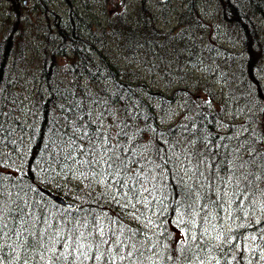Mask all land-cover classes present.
Instances as JSON below:
<instances>
[{
    "label": "trees",
    "instance_id": "trees-1",
    "mask_svg": "<svg viewBox=\"0 0 264 264\" xmlns=\"http://www.w3.org/2000/svg\"><path fill=\"white\" fill-rule=\"evenodd\" d=\"M40 1L43 7H47V4ZM214 1L220 18V20L216 18L219 25L226 27L228 31L232 29L238 31L236 36L238 43L245 50L237 59H232L229 51L223 56L224 58L218 59L217 56L214 58L219 71H222L224 89L229 94L228 98L230 97V104L224 110L230 111L231 117L242 114L241 116L246 118L243 127L256 126L264 119V115L260 113L261 105L264 103V89L262 90L263 86L258 80L252 84L250 90V80L262 73L260 66L264 63V60L262 63L257 60L264 58V0ZM8 2L13 17L5 21L6 15L0 16V164L4 167L12 166L17 154L22 150L25 157L21 170L16 171L12 168L8 171L0 170L3 173V177H0V187L6 192H11L13 200L19 194L22 200L33 205L37 215L42 209L44 215L53 222L60 217L80 218L90 212L120 216L121 209L102 197L100 195L102 191L95 189L84 191L76 208H66L53 202L41 189L46 187L48 182L45 180L46 176L37 177L36 166L41 167L44 164V172L53 166L51 172L54 173L59 169H65L66 166L70 167L72 161L65 158L82 155L74 152L70 147L73 141L76 145L82 144L87 148L90 137L97 145L101 143L94 135L97 130L111 137L109 124L105 123L107 115L110 117V114H116L120 117V128L116 127L114 135L119 138L123 135L120 138L122 143L128 141L127 135L130 130H135L136 133L133 132L135 139L137 142H142L139 138L143 131L153 125L156 131L153 130L151 138L146 141L147 151L143 150L140 156L135 155L136 162L130 165L133 173L138 167L143 166L149 170V175L158 176L154 181L155 190L152 192L155 197L156 193L158 198L150 205H155L157 216L160 215L161 218L159 216L160 219L155 223L157 228L155 227L154 230L145 228L144 231L150 241L149 249L156 246L154 251L156 250L159 256H153L149 264H186L184 261L186 253L181 251L182 248H187V243H182L189 240L186 233L191 229L199 235L202 229L208 228L209 225L202 224L200 216L195 217L194 225L189 223L193 217L189 214L185 202L184 193L187 191V186H190L194 193L199 192L200 204L205 203V193L212 199L219 196L222 191L219 180L212 182L209 169L200 161L206 158L210 163H218L221 157L234 160L235 157L230 149H235L237 140L248 135L243 132V127L242 132L238 134L239 137L237 134H231L229 125L233 124L228 119L229 114L220 115L216 108H211L206 101L193 95V93L199 95L202 88L206 90L210 88L204 83L202 88L197 87L200 83L198 81L200 74H191L189 61L214 56L212 44L201 32L207 22L198 18V1L189 0L188 5L179 15L177 30L160 29L158 27L160 24L155 23L154 12L141 1L133 18H128L125 11L116 10L110 14L105 22L108 33L100 27L95 30L83 24L84 18L74 9L69 12V18L64 20L63 26L50 24L54 15L58 13L50 7L46 14L39 16L41 24L31 28L27 26L28 17L24 10L28 6L25 0H8ZM196 2L198 5L195 6ZM44 11L43 8V13ZM75 12L81 18L79 22L76 21ZM72 15L75 21L71 22ZM21 32L33 37L28 45L32 48L30 61L22 46ZM62 36L66 39H62ZM203 45L204 50L208 45L205 52L202 49ZM100 48L105 49L107 55ZM52 57L57 58L52 60ZM63 57L69 58L71 62L63 64ZM102 58L106 59L102 60ZM32 59L35 62L38 60L39 65H42L39 69L41 77L39 76V82H37L38 78L36 79L37 90L32 101L35 111L39 114L34 126L31 123L29 125V121H26L28 122L26 125L22 123L20 106L16 102L20 97L18 87L24 83V78L28 77L25 76L28 73L27 64L30 63L31 66ZM48 63L54 64L50 70ZM20 72L25 77H21ZM152 83L158 89H154ZM157 83H162V87ZM13 87L17 88L16 92L12 91ZM177 91L182 92L176 100L181 101V107L187 114L186 119L171 124L162 132L157 121L158 113L164 115L168 105L167 109H172V100H168V96L172 93L179 94ZM152 96L156 98L153 99ZM94 118L100 120L96 123ZM206 125H211L213 130L206 131ZM22 127L27 129L25 142L22 137ZM7 129L9 131H6ZM84 133L88 135L85 136ZM133 133L131 131V134ZM205 137L211 141V146L219 153L218 155L213 156L204 146ZM220 137H232V139L220 140ZM109 140L112 143L111 139ZM193 140L196 141L194 145L191 144ZM26 144L28 149H25ZM218 144L229 145V148L217 147ZM123 146L127 148L126 145ZM16 150L18 153L14 156L13 152ZM198 151L203 152V156H197ZM186 156H190L192 164L185 159ZM50 158L51 162L48 163ZM197 166L198 171L203 172L207 180L199 175H193ZM189 169L192 173L190 176L185 172ZM227 174V170L222 168L218 176ZM140 183L142 184L143 181ZM148 185L152 186L151 183ZM72 187L74 188L75 185L73 184ZM64 188L65 184L61 183L58 188H52V191L70 199L72 191ZM80 191H83V187ZM236 200L237 197L232 196L233 203L230 207L234 216L232 224L225 227L220 219L216 221L215 226L219 229L222 226L225 231L231 228V237H238L231 240V243L237 246L231 251L237 256L243 254L242 264H249V259L251 264H264V261L259 259L261 251L264 250V239L260 236L264 223L249 225L250 219L245 217L250 207L248 202L245 201L238 206ZM142 205L138 204L137 208ZM11 206H14L12 200L6 199L5 209ZM238 207H242L243 211H237ZM214 210L223 215V212L213 207L211 216L215 215ZM203 214L200 213L201 216ZM262 218L264 216L251 220ZM123 220L133 228L143 227L140 222L128 219L126 214L123 215ZM252 236L256 239L253 240ZM139 238L143 239V236ZM229 248V245H225L226 250ZM5 252L7 253V249ZM213 255L220 260V264H224L225 258L219 252ZM168 256L177 259L166 260ZM227 259L230 264H236L231 255Z\"/></svg>",
    "mask_w": 264,
    "mask_h": 264
},
{
    "label": "snow or ice",
    "instance_id": "snow-or-ice-1",
    "mask_svg": "<svg viewBox=\"0 0 264 264\" xmlns=\"http://www.w3.org/2000/svg\"><path fill=\"white\" fill-rule=\"evenodd\" d=\"M260 113L264 115V107L260 108ZM242 130L248 135L237 140L235 149H230L234 160L221 157L218 163H210L206 158L200 161L209 169L212 182L219 180L222 191L215 199L205 193V203L200 204L199 192L194 193L193 189L187 186L184 195L189 214L193 217L189 221L190 224L194 225L195 217L200 216L202 224L211 225V220L216 218L211 216L213 207L224 213V216L220 217L222 222L225 216L228 220L234 219L233 213L228 210L233 203L228 199L229 193L237 197L235 203L238 206L247 201L255 209L259 204L264 213V132H259L251 125L244 126ZM94 135L100 139L99 145L94 143L91 137L87 148L82 144L76 145L75 141L70 144L74 152L82 155L65 158L72 161L69 171L72 173V179L89 180L90 184L102 186L100 195L119 207L121 215L108 216L107 213L99 215L90 212L80 218L60 217L53 222L44 215L42 209L37 215L33 205L22 200L19 194L13 200L12 193L0 187V264H149L152 257L158 255L154 251L156 246L149 249L150 241L144 231L145 228L151 227L152 219L137 208L138 204H143L146 212L148 206L156 200L155 196L150 200L145 194L151 195L155 190L153 182L158 176L149 175V170L143 166L133 173L130 165L136 162V154L131 147L125 148L121 144L114 146L99 130ZM225 139L232 137H220V140ZM191 144H196V141H191ZM204 146L213 156L219 154L207 137L204 138ZM217 147L227 149L229 145L218 144ZM244 153H247L246 157ZM196 154L203 156L200 151ZM185 159L190 163V156ZM236 160L239 162H235ZM222 168L226 169L228 174L218 176ZM193 175L208 179L204 177L203 172L198 171V166ZM0 177H3L2 172ZM141 181L144 184L151 183L152 186L145 187ZM6 199L12 200L14 206L5 209ZM179 203L178 201L177 204ZM226 204L228 208H225ZM205 209L208 211L205 212ZM237 211H243V208L238 207ZM201 212L204 213L202 216ZM124 214L128 219L140 222L143 227L133 228L124 223ZM252 223L260 225L264 223V218L254 221L250 219L249 225ZM186 235L189 240L182 243H187V248L181 249L186 253V264H220V260L213 255L216 252L225 258L224 264H230L227 259L229 255L236 264H242L243 254L237 256L231 251L237 247L231 240L238 238L231 237V228L225 231L221 226L218 230L215 225H211V231L205 227L197 235L190 229ZM141 236L143 239L139 238ZM260 236L264 239V228L261 229ZM251 238L256 239L255 236ZM225 245L230 248L226 250ZM166 259L172 261L177 258L168 256ZM259 259L264 261V250L261 251Z\"/></svg>",
    "mask_w": 264,
    "mask_h": 264
},
{
    "label": "rangeland",
    "instance_id": "rangeland-1",
    "mask_svg": "<svg viewBox=\"0 0 264 264\" xmlns=\"http://www.w3.org/2000/svg\"><path fill=\"white\" fill-rule=\"evenodd\" d=\"M45 1L47 2V7L44 6V9H45L44 14H46L49 11L48 10L49 7L59 13V15L58 13L54 15V18L50 24H60V26H63L65 24L64 20L66 18L68 19L69 12L74 9V11H77L78 13H80L79 15L81 16L83 15L82 17L84 19L82 23L88 27L94 28L95 30H97L99 27L102 29H105L106 28L105 22L107 21L109 15L114 13L116 10L117 12L125 11L126 15H128V18L135 17L134 12L137 10L139 3L142 1L143 4H145L148 7L149 10L151 9L154 12L155 23L160 24V26L158 27H160V29H165L166 31H174L179 28V15L186 8V5H188V2H189V0H164V1H161V0H64V1L63 0H45ZM197 1L199 5L196 2L195 6L196 5L199 6L198 18H202V19L204 18L205 20L204 19L203 20L207 22L206 27L203 28V31L201 32H203L205 37H208L207 41L210 44H212L211 46L214 49V56L210 58L203 57V58H198L195 61H189L190 62L189 66L191 67L190 69L191 74L192 75L200 74V77L198 78V81H200V83L197 87L202 88L203 83H204L208 86V88H210V90H206L202 88L199 95H197L196 93H193V95L200 98L202 101H206V103L209 104L211 108H216L220 112V115H227L230 113V111L224 110V109L230 104V97L228 98L229 94L224 89L225 87H224L223 79H222V71L221 72L219 71L218 65L216 66V60L214 58L215 56H217L218 59L224 58L223 56L227 53V51H229L231 58L236 59L239 57L238 54H240L244 50L241 49L242 46L240 45V43H238L239 40L236 37L238 35L237 32H235L233 29L228 31V29H225L226 27L223 29H220L222 28V26H220L217 21V19L220 20V18L218 15L215 1L214 0H201V1L197 0ZM40 4H41L40 0H29L26 3L29 9L34 7L36 12H38L40 8H43ZM8 6H9L8 0H0V16L3 14V10L7 9ZM80 9L82 12H80ZM205 9H206V12H205ZM40 15H43V14L40 13ZM75 15H76V21L79 22L80 20L78 21V19L80 18L77 16L78 14L76 12H75ZM205 15H207L208 17L207 16L205 17ZM59 16H61L62 18ZM71 20L75 21L74 15H72ZM62 39L65 40L66 38L62 36ZM206 48H208V45L206 46ZM206 48L205 50H207ZM100 49L101 51L104 52L105 55H107L106 54L107 51L105 49L103 48H100ZM202 49H203V52H205L204 45L202 46ZM53 56H56V55H53ZM56 58L57 57H52V60H55ZM105 59L106 58L104 59L102 58V60H105ZM257 60L258 61L260 60L262 63L264 58H259ZM67 62L70 63L71 60L69 58L63 57L62 63L65 64ZM52 65L54 64L48 63L49 70L52 69ZM40 66L42 65L41 64L39 65L38 60L37 62L33 61L31 66L28 65V73L25 75L28 77L24 78V83H22L20 87H18L19 89L18 94L20 97H18L16 102H17V105L20 106L19 111H21V114H22L20 120L22 121V123L24 122L25 125L28 123V122L26 123V121H29V125L31 123L32 126H34L39 117L38 111H35V107L32 105L33 104L32 101H33V96L37 90L36 83L39 82V76L41 77V74L39 71V69L41 68ZM260 68L263 74L262 73H261L262 75L258 74L256 78L252 77L253 82L250 80V90L252 88V84L258 80L261 81L262 86H264V63L261 64ZM20 75L21 77H25L21 74V72H20ZM37 78H38V81L36 82ZM158 79L160 80L161 77ZM234 80L236 81V78H234ZM157 84L159 87H162V83H157ZM152 85L154 89H158V87L154 83H152ZM16 90L17 88L15 87L12 88L13 92H16ZM177 92H179V94L173 95L172 93V95L168 96V100L170 99L172 100V109L171 110L167 109L169 107L168 105L164 115L158 113L159 119L157 121L160 125L159 129L162 132L167 130L168 126H170L171 124H174V123H177V122H180L186 119L187 114H186V111L184 112L181 107V101L179 102V99L176 100L177 97L182 92L181 91H177ZM185 92L186 91H183V93ZM245 92L247 91L245 90ZM152 98L155 99L156 97L152 96ZM261 106L264 107V103ZM16 114L18 115L17 112ZM236 116L234 118V117H231V114L228 115V119L233 124V125H230V133L234 135L237 133L240 134V132H242L241 130L242 125L245 124V122L243 123V121L245 120L243 116H241L240 114H236ZM238 116L240 119L238 118ZM26 118L27 120H25ZM105 118H107L105 123L109 124L110 132H111V137L110 136H107V137L111 139L114 146L117 144L126 145L127 148L132 146L131 148L134 150L136 156H140L139 155L140 153L142 155L143 150L147 151V147L145 146L147 144L146 141L151 138L152 131L153 130L156 131L155 126L151 125L150 129L143 131V134L139 138V140H141L142 142H137V140L135 139L136 138L135 134L133 133V132L136 133V131L130 130L127 135L128 141H124L122 143V140L120 138L123 137V135H121L120 138L119 136L114 135L116 127L120 128V125H119V123L121 122L119 119L120 117L116 114H110V117L109 115H107ZM223 121H226V120H223ZM262 122H264V119H262ZM262 122H258L256 126H252V127L257 128L259 132H264V123ZM8 126L9 125H7L6 128H8ZM205 130L212 131L213 128L211 125H206ZM6 131H9V130L7 129ZM131 131L133 134H131ZM19 133L21 134V132ZM22 137L25 142V140L27 139V129L25 127H22ZM25 149H28L27 144L25 145ZM17 153H18L17 150L14 151L13 152L14 156ZM21 155L23 158H21ZM246 155L247 154L245 153L244 156ZM16 157L17 158L13 162L12 166L9 165V167H4L3 164H0V170L8 171L9 168H12L16 171L21 170V167L24 162V157H25L23 150L20 151ZM10 163H12V161ZM69 168L59 169L55 173L54 172L49 173L45 177L46 182H48V185L46 187L52 190V188H58L61 183H64L65 184L64 189L72 191L70 200L75 201V202L81 201L82 194L86 190L94 189V188L100 191L103 190L102 186H99L95 183L90 184L89 180L72 179V173L69 171ZM185 172H187L186 174L190 176V173H191L190 169L189 171L186 170ZM73 184L75 185L74 188L72 187ZM88 184H90V186L85 187V185H88ZM142 184H144V182ZM80 186L83 187V191H80L81 190ZM144 186L149 187L148 184H144ZM155 195H156V200H157L158 198L157 194L155 193ZM152 196L154 195L153 194L148 195L149 199H151ZM228 199L231 200L230 194L228 196ZM138 208L140 209L141 212H144L146 216H149L152 219V225L150 228H147V229L154 230L155 227L157 228L155 223L156 221H158V219L161 218V216L160 215L157 216L155 205L154 204L153 206L149 205L148 211L146 212H145L144 205L139 206ZM228 210L231 211V208H228ZM214 212L217 215H221L220 213L217 212V210H214ZM246 213L248 214V216H252L253 218H259V217L264 216V213H262V210L259 204L256 205L255 209H253L250 206ZM222 216H224V214ZM246 216L247 215L245 214V217ZM233 220L234 219L228 220L227 217L225 216L223 219V222L221 221V223L225 225V227H228L230 224H232ZM217 229L219 230V228ZM210 231H211V228H210ZM214 234L215 233H213V235Z\"/></svg>",
    "mask_w": 264,
    "mask_h": 264
},
{
    "label": "bare ground",
    "instance_id": "bare-ground-1",
    "mask_svg": "<svg viewBox=\"0 0 264 264\" xmlns=\"http://www.w3.org/2000/svg\"><path fill=\"white\" fill-rule=\"evenodd\" d=\"M45 4H47V2L45 1V0H42ZM64 1V0H63ZM24 3V2H23ZM68 3V2H67ZM80 3V2H79ZM41 4H42V2H41ZM40 4V5H41ZM42 6V5H41ZM102 6H103V4H102ZM101 6V7H102ZM43 7V6H42ZM83 7V6H82ZM100 7V8H101ZM140 7V6H139ZM44 8V7H43ZM43 8H40L39 10H38V12H36L35 11V8L33 7V8H27V9H25L24 11H25V14H26V16L28 17L27 19H28V25L27 26H29V27H31V28H34V26H38L39 24H41V22H40V20H41V17H39V16H42V15H40V13H42V14H44L43 13ZM77 8V7H76ZM79 9V8H78ZM201 11V10H200ZM27 12V13H26ZM29 12V13H28ZM80 12H82L81 11V9H80ZM205 12H206V9H205ZM56 13V12H55ZM210 13V12H209ZM217 13V12H216ZM3 14H5L6 15V18L4 19L5 21H8L10 18H12L13 17V12L11 11V9H10V7L8 6L7 7V9H4L3 10ZM52 14V13H51ZM80 14V13H79ZM204 14V13H203ZM75 15V14H74ZM193 15V14H192ZM208 15V14H207ZM207 15H205V17L207 16ZM225 15V14H224ZM58 16V15H57ZM76 16V15H75ZM81 16V15H80ZM83 16V15H82ZM194 16V15H193ZM203 16V15H202ZM59 17H61V16H59ZM66 17V16H65ZM64 17V18H65ZM188 17V16H187ZM208 17V16H207ZM62 18V17H61ZM69 18V17H68ZM80 18V17H79ZM81 19V18H80ZM80 19H78V21L80 20ZM204 19V18H203ZM208 19V18H207ZM205 20V19H204ZM211 20V19H210ZM187 21V20H186ZM191 21H193V20H191ZM208 21V20H207ZM71 22H72V20H71ZM5 24H7L6 22H5ZM72 24V23H71ZM74 24V23H73ZM212 24V23H211ZM20 26V28H21V25H19ZM213 26V25H212ZM219 26V25H218ZM217 26V27H218ZM79 29H81V28H79ZM220 29H223V27L222 28H220ZM227 29V28H226ZM37 29H35V31H36ZM203 30V29H202ZM213 30V29H212ZM105 31H106V33H108V29H107V26H106V28H105ZM224 32V31H223ZM226 32V31H225ZM238 32V31H237ZM21 34H22V32H21ZM223 34V33H222ZM237 34V33H236ZM23 35V41H22V46L25 48V52H26V54H27V59H28V61H30V57H31V54H32V48L30 47V46H28L29 45V41H31L32 39H33V37L32 36H30V35H26V34H22ZM24 42V43H23ZM233 43V42H232ZM226 45V44H225ZM232 46H234V45H232ZM240 46V45H239ZM226 47V46H225ZM236 47V46H235ZM244 47V46H243ZM228 48V47H227ZM241 49H243V48H241ZM236 50V49H235ZM245 51V50H244ZM243 51V52H244ZM236 53V52H235ZM234 54V53H233ZM239 55V54H238ZM110 56L112 57V55L110 54ZM233 56V55H232ZM244 56V55H243ZM234 57V56H233ZM239 57H240V55H239ZM233 59V58H232ZM237 59V58H236ZM32 61H33V59H32ZM239 61V60H238ZM237 63V62H236ZM30 63H28L27 65H29ZM234 64V63H233ZM232 65V64H231ZM235 65V64H234ZM243 67H245V66H243ZM245 69V68H244ZM241 71V70H240ZM241 73H243V72H241ZM263 74V73H262ZM261 74V75H262ZM100 75V74H99ZM98 75V76H99ZM97 76V77H98ZM4 77V76H3ZM9 77V76H8ZM102 77V76H101ZM263 77V76H262ZM99 78V77H98ZM97 78V79H98ZM103 79V78H102ZM101 79V80H102ZM1 80V79H0ZM7 80H9V79H7ZM99 80V79H98ZM45 82V81H44ZM100 84H102V83H100ZM260 84V83H259ZM259 86V85H258ZM264 89V86H263V88H262V90ZM70 95V94H69ZM256 95V94H255ZM258 97V96H257ZM249 97H247V99H248ZM258 99V98H257ZM252 100V99H251ZM250 101V100H249ZM253 102H255V99L253 100ZM243 106H245V105H243ZM243 106H241V107H243ZM249 106V105H248ZM209 108V107H208ZM221 108V107H220ZM250 109H251V106H250ZM241 110V109H240ZM242 110H244V109H242ZM237 111H239V109L237 110ZM245 113V112H244ZM225 114H227V113H225ZM230 114V113H229ZM233 114V113H232ZM242 115V114H241ZM218 116H219V114H218ZM225 116V115H224ZM228 116V115H227ZM237 117V116H236ZM222 118V117H221ZM234 118H235V116H234ZM238 118H239V116H238ZM245 118V117H244ZM223 119V118H222ZM240 119V118H239ZM100 119H97V118H94V122H98ZM233 120V119H232ZM245 120H246V118H245ZM244 120V121H245ZM230 122V121H229ZM237 122V121H236ZM234 123V122H233ZM244 123V122H243ZM225 125V124H224ZM242 125V124H241ZM240 125V126H241ZM245 125V124H244ZM230 126V125H229ZM228 126V127H229ZM252 126V125H251ZM243 127V126H242ZM227 128V127H226ZM236 128H237V126H236ZM58 131V130H57ZM37 133V132H36ZM235 133H236V131H235ZM238 134V133H237ZM236 135V134H235ZM238 136V135H237ZM234 137V136H233ZM239 137V136H238ZM170 138V137H169ZM44 139V138H43ZM169 140V139H168ZM39 162V161H38ZM51 162V158L49 159V162L48 163H50ZM36 163H37V161H36ZM45 163V162H44ZM43 166H41V167H38V165L36 166V168H37V170H38V172H37V177H45V176H47L52 170H53V166H50V168H48V169H46V172H44L43 170H44V164H42ZM51 165V164H50ZM47 164H46V168H47ZM67 168H69V166H66L65 167V169H67ZM14 183V182H13ZM200 183V182H199ZM42 189V191L45 193V195L46 196H48L53 202H55V200L53 199V197L49 194V193H47L46 191H50V189L49 188H47V187H42L41 188ZM95 190H98V189H96V188H94ZM100 191V190H99ZM101 191H103V190H101ZM53 194H55L56 192H52ZM51 193V194H52ZM57 194V193H56ZM230 194V193H229ZM231 200H232V196H231ZM31 203V202H30ZM40 203V202H39ZM56 203V202H55ZM171 203V202H170ZM93 205V204H92ZM244 206V205H243ZM91 207V206H90ZM165 208V207H164ZM226 208H228V205L226 204ZM242 208V207H241ZM176 210V209H175ZM95 211H96V209H95ZM59 213V212H58ZM166 213V212H165ZM224 214V213H223ZM79 215V214H78ZM82 216V215H81ZM222 215H217V214H212V217H216L215 219H212L211 220V225H215V223H216V221L217 220H220V217H221ZM70 217V216H69ZM251 218H253L252 216H246V219H251ZM211 225L209 224L208 225V228H211ZM210 230V229H209ZM146 231V230H145ZM148 236V235H147ZM151 239V238H150ZM165 242V241H164ZM158 250V249H157ZM156 251V250H155ZM159 251V250H158ZM159 256V255H158ZM165 258V257H164ZM161 259V258H160ZM167 260V259H166ZM156 262V261H155ZM166 263V262H165ZM181 263V262H180ZM249 263V262H248ZM153 264V263H152ZM170 264V263H169Z\"/></svg>",
    "mask_w": 264,
    "mask_h": 264
},
{
    "label": "water",
    "instance_id": "water-1",
    "mask_svg": "<svg viewBox=\"0 0 264 264\" xmlns=\"http://www.w3.org/2000/svg\"><path fill=\"white\" fill-rule=\"evenodd\" d=\"M46 192L49 193L53 197L55 202L58 204H61L65 207H71V208H75L77 206L76 203L66 201V199L62 197L61 195L53 194L52 192H49V191H46Z\"/></svg>",
    "mask_w": 264,
    "mask_h": 264
}]
</instances>
